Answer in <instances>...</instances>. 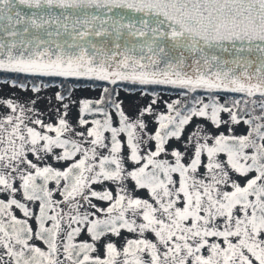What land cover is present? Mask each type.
<instances>
[{
  "label": "snow or ice",
  "instance_id": "obj_1",
  "mask_svg": "<svg viewBox=\"0 0 264 264\" xmlns=\"http://www.w3.org/2000/svg\"><path fill=\"white\" fill-rule=\"evenodd\" d=\"M0 83V264H264V0H0Z\"/></svg>",
  "mask_w": 264,
  "mask_h": 264
},
{
  "label": "rangeland",
  "instance_id": "obj_2",
  "mask_svg": "<svg viewBox=\"0 0 264 264\" xmlns=\"http://www.w3.org/2000/svg\"><path fill=\"white\" fill-rule=\"evenodd\" d=\"M57 89L54 88H50L47 91H43L42 93H40L41 95V99L37 101L36 103V107H38L40 109L41 112H43V119L45 121H52L55 122L56 119V108L59 107V103L55 100L52 101V104L49 105L46 101V99L44 97H47L49 95V93L55 91ZM101 89H91V88H82V87H75L71 90V92L68 94V100H69V109L66 115V119L69 120L70 123L75 124V121L78 117V101L80 98H89V99H97L99 98V94H100ZM31 92L30 90H20V89H15L12 88L9 85H4L2 83H0V97H6V96H10L12 99H19L20 102H24L26 98H30L31 97ZM161 97V103L154 105V107L157 108H163V103L162 101L164 99L169 98L168 95L165 94H158ZM118 99L123 100V108L126 112L127 115L132 116L134 115L135 111L137 110V104L136 101L138 99L137 96L135 95H129L127 93H125L124 91H122L121 89L119 90V96L117 97ZM148 98L145 97L143 98V100L141 101V103L145 102ZM27 106V105H26ZM95 106V105H93ZM5 111L4 107L2 105H0V114H2ZM61 112H63L64 110L61 108L60 109ZM109 111L112 114L113 117V121L115 122L116 120V116H115V111L112 109H109ZM145 119L148 120L150 119L149 117L145 116ZM152 124H149V128H152ZM241 129L238 128L237 131H240ZM170 143H175V141H170ZM96 187H99V185H95ZM143 194V193H141ZM16 214L19 216L21 215V213H19V211H16ZM31 223V221H30ZM83 238V237H80ZM36 242V241H34ZM119 243V242H118Z\"/></svg>",
  "mask_w": 264,
  "mask_h": 264
},
{
  "label": "trees",
  "instance_id": "obj_3",
  "mask_svg": "<svg viewBox=\"0 0 264 264\" xmlns=\"http://www.w3.org/2000/svg\"><path fill=\"white\" fill-rule=\"evenodd\" d=\"M49 84H51V81H48ZM76 86H87L90 88H103L104 84L102 82H96L95 85L90 80H82V79H70L66 82V87L72 88ZM58 90V89H57ZM123 90V89H122ZM158 94L162 93L165 95L170 96V93L168 91H165L163 89H156ZM116 89H113V92H116Z\"/></svg>",
  "mask_w": 264,
  "mask_h": 264
}]
</instances>
